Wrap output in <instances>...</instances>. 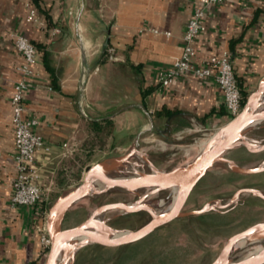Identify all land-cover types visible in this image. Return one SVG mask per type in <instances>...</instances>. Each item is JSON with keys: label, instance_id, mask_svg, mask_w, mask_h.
<instances>
[{"label": "crops", "instance_id": "crops-1", "mask_svg": "<svg viewBox=\"0 0 264 264\" xmlns=\"http://www.w3.org/2000/svg\"><path fill=\"white\" fill-rule=\"evenodd\" d=\"M200 1L0 0V264L46 259L35 228L38 210L11 205L17 176L11 100L24 63L13 36L38 50L34 75L26 80L25 117L37 121L35 132L45 143L36 163L49 212L55 198L84 179L97 153L137 142L181 144L230 121L214 76L185 72L168 87L159 84V74L182 56ZM29 6L44 18L42 26L27 22ZM203 23L194 65L230 53L249 97L264 79V0H225L207 10ZM109 48L119 61L107 58Z\"/></svg>", "mask_w": 264, "mask_h": 264}, {"label": "water", "instance_id": "water-1", "mask_svg": "<svg viewBox=\"0 0 264 264\" xmlns=\"http://www.w3.org/2000/svg\"><path fill=\"white\" fill-rule=\"evenodd\" d=\"M263 103L264 79L249 95L242 112L217 130L197 158L186 166L171 171H160L154 167L147 155L141 152L143 159L151 169L149 174L144 173L139 179L107 177L106 175L132 158L134 150L138 152L134 149L119 158L88 167L82 184L59 196L49 209L46 227L51 239V247L44 264H75L78 253L87 247L116 249L138 243L176 220L203 216L210 212L230 211L239 205L242 196L245 195L264 201L263 191L255 188H241L235 192L227 204H222V201L217 200L200 210L185 211L196 187L216 167H223L228 172L241 176L264 173V160L258 166L245 167L228 156L237 149H243L252 155L264 153V139L251 136L253 132L264 128L262 126L264 109L261 108ZM136 147L139 149L138 142ZM96 183L104 184L105 189L97 191ZM152 189H155L154 192H149L144 199L164 190L172 191L167 199L162 200L164 203H170L173 192L177 191L174 206L165 216L158 215L157 212L153 213L148 207L133 208L127 203H114L98 207L91 216L77 226L64 228L68 213L89 197L101 196L110 191L139 193ZM120 210L121 212H118L116 216L105 219L106 214ZM139 212H146L151 217L145 225L139 228L116 229L110 224L113 219ZM241 243L245 245L244 252L237 255L236 246ZM257 247L261 250L249 255V251ZM245 255H247L245 258L238 260ZM212 264H264V222L254 224L230 237Z\"/></svg>", "mask_w": 264, "mask_h": 264}, {"label": "rangeland", "instance_id": "rangeland-1", "mask_svg": "<svg viewBox=\"0 0 264 264\" xmlns=\"http://www.w3.org/2000/svg\"><path fill=\"white\" fill-rule=\"evenodd\" d=\"M215 132L192 135L181 144L168 143L161 147L158 144L142 143L139 149L134 145L121 152L97 153L94 166L106 160L119 158L137 149L139 153L143 152L147 155L157 170L171 171L195 160L200 154L199 146L210 139ZM251 136L264 139V128L253 132ZM228 156L233 160L240 161L245 167L258 166L264 160V153L252 155L243 149H237ZM139 163L142 165L134 168V165ZM118 170L117 173L110 172L111 175L134 178L137 174L151 172L148 163L140 156H133ZM231 174L233 173L223 167L212 169L192 193L185 211L200 210L217 200L222 201V204H227L235 192L241 188H255L264 192V173L254 176L234 174L239 177L231 176ZM82 182L83 180L74 183L72 188L67 191L77 188ZM147 194L148 190L139 193L110 191L101 196L89 197L68 213L64 228L81 224L98 207L114 203L135 204L144 199ZM170 194V190H164L145 200L157 204L159 201L167 199ZM117 214L116 211L110 212L105 215V219L112 218ZM208 214L201 218L198 216L176 220L166 228L129 246L116 249L84 248L78 253L75 264H115L123 256L126 257L125 264H212L230 237L254 224L264 222V201L245 195L242 196L239 205L234 209ZM150 219L148 213L139 212L113 219L110 224L116 229H136L145 225ZM246 256L238 258V260L240 261Z\"/></svg>", "mask_w": 264, "mask_h": 264}, {"label": "built area", "instance_id": "built-area-1", "mask_svg": "<svg viewBox=\"0 0 264 264\" xmlns=\"http://www.w3.org/2000/svg\"><path fill=\"white\" fill-rule=\"evenodd\" d=\"M225 0H201L200 6L196 10L193 18L187 25L183 37V53L176 61L173 70L161 72L159 74V84L168 87L175 78L185 72H192L197 77L205 78L214 76L216 84L223 93L224 104L229 115L230 121L236 118L243 110L244 97L239 86L231 54L224 52L220 56H214L206 61L201 67L194 65L196 57L195 42L199 35L205 30L203 19L207 10L215 5L223 3ZM27 22L42 26L44 18L35 7L29 6ZM155 34L171 36L170 33L152 30ZM14 45L17 52L23 57L24 63L19 67V72L23 78L14 87L11 100L12 106V127L15 138V162L17 176L13 184L14 192L11 205L18 207L36 208L40 215V222L36 223V231L40 235L41 253L47 257L51 239L47 232L48 212L45 205L48 200L47 191L41 182V175L37 166V154L45 147L44 140L35 132L37 121L27 119L25 114V94L29 88L26 80L33 77L34 65L37 61L38 50L27 38L14 35ZM107 58L112 62L119 61L115 50H107Z\"/></svg>", "mask_w": 264, "mask_h": 264}, {"label": "bare ground", "instance_id": "bare-ground-1", "mask_svg": "<svg viewBox=\"0 0 264 264\" xmlns=\"http://www.w3.org/2000/svg\"><path fill=\"white\" fill-rule=\"evenodd\" d=\"M211 139V138H210ZM210 139H208V140H206V141H204L200 146H199V149H200V152H202V150L205 148V146L207 145V143L210 141ZM199 145V144H198ZM134 153V156H140L141 158H143L142 157V155H141V153H138V152H135V150L133 151ZM199 152V153H200ZM139 165H142V164H135L134 165V168H136V167H139ZM135 170V169H134ZM113 171H115L116 173L117 172H119V170L118 169H115V170H113ZM144 174V173H143ZM143 174H137L136 175V177H134V178H137V179H139V178H142L143 177ZM110 175V176H109ZM107 177H110V178H119V177H117L115 174L114 175H111V173L110 174H108V175H106ZM95 186H97V191H102V190H104L105 189V185L104 184H102V183H96L95 184ZM154 190L155 189H152V190H148V193L149 192H154ZM172 192V191H171ZM176 195H177V191L175 190L174 192H173V196H174V198L170 201V203H164V202H162V201H159V203H157V204H154V203H152V202H147L145 199L144 200H142V201H140V202H138L137 204H130V206L131 207H133V208H135V207H148V209H150L153 213L154 212H157V214L158 215H161V216H165L166 214H168L169 212H170V210L173 208V206H174V203H175V200H176ZM146 196V195H145ZM151 196V195H150ZM149 198V197H148ZM159 208V209H158ZM114 212V211H113ZM116 212H121V210L120 211H116ZM101 218H102V216H101ZM244 244L243 243H241V244H239V245H237L236 246V253H237V255L238 254H241V253H243L244 252V250H243V248H244ZM261 250V248L260 247H257L255 250H253V251H249V255H251V254H254V253H256V252H258V251H260Z\"/></svg>", "mask_w": 264, "mask_h": 264}, {"label": "trees", "instance_id": "trees-1", "mask_svg": "<svg viewBox=\"0 0 264 264\" xmlns=\"http://www.w3.org/2000/svg\"><path fill=\"white\" fill-rule=\"evenodd\" d=\"M34 2H37V0H33ZM243 97H244V102H243V107H244V105H245V103H246V100H247V98H248V96L247 95H245V94H243ZM96 126V125H95ZM110 126L111 125H109L107 128H110ZM237 163H239L241 166H242V163L240 162V161H238V160H235ZM231 176H237V175H234V174H231ZM237 177H239V176H237ZM203 181V180H202ZM201 181V182H202ZM200 182V183H201ZM207 216L209 215V214H206ZM206 215H204V216H199L200 218L201 217H205ZM125 260H126V257L125 256H123V257H121V259L120 260H118L115 264H125Z\"/></svg>", "mask_w": 264, "mask_h": 264}]
</instances>
